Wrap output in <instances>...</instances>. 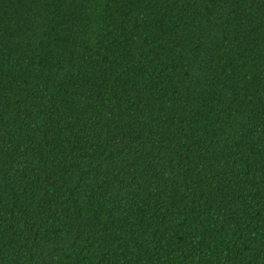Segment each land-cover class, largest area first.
Wrapping results in <instances>:
<instances>
[{
  "label": "trees",
  "instance_id": "16d2710c",
  "mask_svg": "<svg viewBox=\"0 0 264 264\" xmlns=\"http://www.w3.org/2000/svg\"><path fill=\"white\" fill-rule=\"evenodd\" d=\"M0 264H264V0H0Z\"/></svg>",
  "mask_w": 264,
  "mask_h": 264
}]
</instances>
